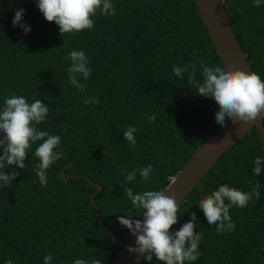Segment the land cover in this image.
Listing matches in <instances>:
<instances>
[{
	"label": "trees",
	"instance_id": "16d2710c",
	"mask_svg": "<svg viewBox=\"0 0 264 264\" xmlns=\"http://www.w3.org/2000/svg\"><path fill=\"white\" fill-rule=\"evenodd\" d=\"M115 15L91 17L92 29L60 34L36 6L37 0H0V110L12 94L31 104L39 99L50 108L38 130L59 135L54 151L62 158L47 170L48 184L36 176L40 162L35 150L42 141L30 142L25 169L11 187L0 182V264H74L100 259L112 264L120 247L100 223L91 196L102 185L95 201L106 226L121 238L128 231L117 217L129 211L142 219L124 192L163 191L191 156L221 126L215 121L217 103L198 96L188 74L177 77L172 68L197 60L207 66L224 64L205 26L196 0H111ZM237 37L251 66L264 81V3L224 0ZM25 9L23 22L31 26L25 34L13 26L15 11ZM83 50L92 69L86 92L69 82L68 53ZM196 80L203 82L196 65ZM97 96L99 104H84L82 97ZM156 115L149 123L147 116ZM136 127V147L124 140L127 126ZM2 135V134H0ZM0 149V155H2ZM264 158L259 131L254 127L229 148L179 206L178 220L170 231H178L195 212V231L202 233L201 255L185 264H264V169L253 175V161ZM152 165L151 178L144 181L138 169ZM16 166L4 169L7 174ZM264 167V166H262ZM85 175L66 182L60 173ZM124 170H137L127 181ZM0 171H3L0 169ZM90 179V180H89ZM260 183V198L247 207L233 206L229 214L235 230L217 234L208 224L200 199L220 184L250 192ZM227 203V201H226ZM163 264L153 256L151 262Z\"/></svg>",
	"mask_w": 264,
	"mask_h": 264
},
{
	"label": "clouds",
	"instance_id": "9594fccd",
	"mask_svg": "<svg viewBox=\"0 0 264 264\" xmlns=\"http://www.w3.org/2000/svg\"><path fill=\"white\" fill-rule=\"evenodd\" d=\"M264 0H253V7H260ZM36 6L48 22H55L59 26L60 34L80 32L93 28V19L99 9L101 14L115 15V6L111 0H37ZM25 9L15 11L13 26L19 27L25 34L30 33L31 26L23 22ZM71 66L67 69L69 82L80 92H86L87 84L81 80H88L92 69L88 66L89 57L83 50H72L68 53ZM199 64L202 71L203 82L196 80V65ZM173 73L177 77L188 74L189 83H194L198 88V96L214 100L218 105L215 113V121L221 126H226L225 119L229 118L233 124L242 122L250 124L264 113V81L255 72H245L235 67L214 66L209 67L203 61L197 60L184 66L174 65ZM84 104H99L97 96L82 97ZM50 108L39 99L29 104L25 97L12 94L4 101V107L0 110V182L3 186L11 187L20 172L25 169L24 161L27 158V150L30 142L42 141L35 150V156L39 158L36 167V176L41 186L48 184L47 170L57 160L62 158V153L54 151L61 143L59 135H52L47 131L38 130L36 125L46 119ZM147 116L149 123L156 120V115L141 114V118ZM137 129L133 125L127 126L123 131V138L132 148L136 147L135 133ZM253 175L258 176L264 169V158L256 157L253 161ZM16 166L9 173L4 169L8 166ZM144 181L151 178L154 171L152 165L138 169ZM137 170L127 172L124 175L127 181L136 178ZM260 183H256L250 192L241 191L228 184H220L210 195H205L199 201V208L203 210L209 225L215 226L217 234L235 230V221L232 220L229 210L233 206L244 208L249 202H255L260 198ZM127 197L137 209H143V219H136L131 211L127 215L117 217L119 224L128 229L136 238L135 246H128L129 253H138L139 260L151 262L153 256L163 264H185V261H196L201 253L200 244L202 233L195 231L197 216L195 212L190 214V219L183 223L178 231H170L177 223L179 210L175 194L166 195L168 190L133 192L132 188L125 187ZM227 201V203H226ZM53 260L49 253L43 257V264H51ZM5 264H14L12 259H7ZM63 264V262H61ZM74 264H88L84 259H76ZM91 264H102L100 259H94Z\"/></svg>",
	"mask_w": 264,
	"mask_h": 264
},
{
	"label": "water",
	"instance_id": "95a60500",
	"mask_svg": "<svg viewBox=\"0 0 264 264\" xmlns=\"http://www.w3.org/2000/svg\"><path fill=\"white\" fill-rule=\"evenodd\" d=\"M196 3L224 66L235 67L248 73L254 72L234 30L224 0H196ZM225 124L226 126H220L191 156L165 189L168 190L166 195L175 194L178 207L187 199L188 195L197 187L220 157L250 133L254 127L259 131L264 151V113L250 124H243L242 122L233 124L229 118L225 119ZM59 176L68 182L71 177H83L85 175L67 176L63 170ZM90 181L97 188L91 196V201L96 207L99 221L111 233L113 245L120 247L112 264H140L142 260L138 259L139 254L127 251L128 246H135L136 238L130 232L120 238L117 233L104 224L100 216V209L95 201L97 194L102 190V185Z\"/></svg>",
	"mask_w": 264,
	"mask_h": 264
}]
</instances>
